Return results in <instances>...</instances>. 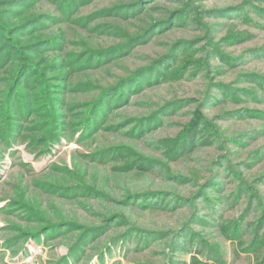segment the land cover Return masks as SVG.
I'll return each mask as SVG.
<instances>
[{"label":"rangeland","instance_id":"374dc122","mask_svg":"<svg viewBox=\"0 0 264 264\" xmlns=\"http://www.w3.org/2000/svg\"><path fill=\"white\" fill-rule=\"evenodd\" d=\"M140 1L21 0L18 3H22V7H15L9 0H0V17L5 18L8 27L36 21L40 16L49 17L46 32L35 34L32 29L33 37L15 38L22 46L62 38L54 50L47 54L39 52L40 55H32V58L36 65L49 67L65 63L68 70L47 71L44 77L45 81L49 80L47 89L41 82L42 89L38 91L47 94L33 93V78L28 79L29 88L22 86L21 93L16 94L12 91L15 68L0 66V264H191L190 249L201 250L206 257L198 255L199 258L210 264H262L264 244L257 245L256 251L251 248L259 242L255 243L256 225L264 212V91L245 81L243 75L258 73L264 77V56L249 57L251 50L264 47V14L261 17L251 10L245 19H227L210 16L207 12L249 3L264 12V2L145 0L143 9L138 11ZM128 6H136L133 7L135 13L129 11ZM182 10L189 13L182 24L176 21L175 26L165 25L167 28L158 34L165 33L145 44L133 45L127 57L108 64L100 57L101 60L96 61L100 64L98 69L80 71V55L88 52L103 55L119 48L126 38L140 35L155 23L168 24L178 19L180 14L175 13ZM220 52L231 59L246 61L242 65L227 62L218 57ZM172 54L175 58L166 68L172 71L169 79L139 92H128L126 99L125 92L136 88L128 87L122 90L123 102L112 94L107 102L121 107L102 118L94 129L95 137L76 143L81 129L74 126L90 111V107H84L100 99L102 88L113 86ZM162 75L160 69L154 78ZM218 85L248 89L256 95L240 98L239 93L228 92L225 97L226 91H220ZM210 96L220 100L208 106ZM169 103H180V107L175 114L162 119L165 123L149 133L148 138L134 141L124 134L130 128L125 129L124 122L153 116ZM243 109L247 110L241 115L249 114L244 115L245 119L232 117ZM68 113L74 119L65 123L63 117ZM198 121L209 124L214 131L213 145L199 147L178 160H170L165 151L155 147L161 140L176 138ZM151 138L158 142L146 144ZM118 147L132 152L133 156L125 162L134 160L135 155L146 156L163 164L165 173L171 171L190 177L191 181L187 185L173 183L161 177L164 176L161 171L155 172L159 175L153 171L124 173L120 170L124 162L114 159L116 155L111 158L112 154L109 159L86 157L102 151L113 153L112 149ZM113 168L119 171L114 172ZM226 168L230 171L227 176ZM215 177L223 183L219 191L206 188ZM236 177L241 181L234 182ZM79 184L87 188L85 193L61 190L81 186ZM238 186L246 188L239 201ZM247 188L253 189L256 199L253 206H249L251 193ZM151 190L193 200L192 205L162 212L142 210L132 204L126 207L122 201L126 192ZM98 192L107 198L92 196ZM202 192H205V201L198 198ZM209 201H214L218 208L212 210L207 205ZM82 203L91 204L95 212L83 208ZM248 208L251 213L247 214ZM118 212L140 228L148 232L158 230L163 235H129L106 253L109 240L126 229L113 225L107 235L100 239L92 235L85 248L73 253L80 233L56 229L61 221L100 225L103 217ZM244 213L247 215L240 233L242 235L246 227L250 232L230 241L227 235ZM195 215H198L197 220ZM189 223L193 224L189 228L195 232V240H179L181 248L187 252L177 251L174 235ZM42 227L52 228V231L36 240L29 237L18 241L17 237L31 232L32 228Z\"/></svg>","mask_w":264,"mask_h":264},{"label":"trees","instance_id":"16d2710c","mask_svg":"<svg viewBox=\"0 0 264 264\" xmlns=\"http://www.w3.org/2000/svg\"><path fill=\"white\" fill-rule=\"evenodd\" d=\"M20 1L21 0H17V1L9 0V4L15 7H22L21 6L22 3H18ZM143 1L145 0H141L140 4H138V8H137L138 11L140 8L143 9L142 8V6L144 5ZM261 1L264 2V0H261ZM23 2H25V0H23ZM133 7H136V6H128L127 9L131 11L133 10ZM251 10L253 13L259 14V16L261 17L264 14L263 10L257 8L256 6L250 3L245 6L228 8L222 11L215 10V11L207 12V13L210 16L219 15L221 18H227V19H233V18L245 19L246 18L245 16L248 17ZM133 13H135L134 10H133ZM175 14H178V15L180 14L178 19L173 20L168 24H166L163 21L155 23L154 25H151V27L148 28V30L146 31L144 30L143 33H141L140 35H135V36L126 38L124 45H122L121 47L110 50L107 53H104L103 55H101L100 53H94V52H88L84 54L83 56L80 55L79 56L80 71L82 70L89 71L90 69H93L94 67L98 69L100 67V64L99 63L97 64L96 61L99 62L101 60L100 57L105 58V60H107L106 62L104 61L106 64L114 61L115 59H121V58L127 57L130 54L129 51L131 47H133V45L139 46L141 44H145L146 42L156 37L157 35H161L162 33H165V32H161L160 34H158L161 30L167 28L165 27V25L170 24L172 26H175L176 24H182L184 18H187V15L189 13L186 10H182L180 12L178 11ZM4 21L6 22L5 18L0 17V66L4 64L5 68L11 67V68H15L16 70L15 73L12 74L14 75L12 79V81L14 80V82H12V86H14L12 91H15L16 94L21 93L20 87L24 86L26 88H29V85L31 86V84H29L28 79L33 78L34 80L31 86L33 93L47 94L43 90L42 92H38L42 89L41 82L45 84V90L47 89L46 84L49 80L48 81L44 80L45 79L44 77L48 73L47 71H49V69H52V70L60 69L64 71V70H67V66L65 63H62V64L55 63L53 66H50V67L49 65H43V64L36 65L35 63H33L34 58H32L33 57L32 55L36 56V55H40V53L47 54L48 51H52L55 49L56 45H58V43L62 41V38L60 37L50 38V39L39 41L36 44H32L29 46H22L21 42L16 40L15 37H20L21 39L31 38L33 37V34H31L33 30L35 34L46 32L47 29L49 28V22H50L49 17L40 16L38 19H36V21L33 20L32 22L31 21L25 22L18 26H12V27H8ZM175 22L176 24H173ZM255 25H259V23H256ZM177 50H179V48ZM251 53L252 54L249 57H252V56L257 57V58L263 57L264 47L259 50H255V51L251 50ZM26 55H28L31 58V60L27 58ZM218 57H221L223 60L227 62H232L233 64L238 63L242 65L246 61L243 58L231 59L225 54H222L221 52L218 53ZM173 58H175L174 54H172L171 56L162 58L159 61L152 64L148 68H143V69H139L135 71L131 76H127V78L120 80V82H118L117 84L102 88L101 94L99 96L100 99H98V101L95 102L94 104H91L90 106L86 105L84 107V108L90 107V111L86 115H84V117L74 126V129H81L78 133V136H77L78 138L75 139L76 143H81L87 139H91V137L92 138L95 137L93 135L95 133L94 129L96 130L98 128V126L100 125L98 123H100L103 120L102 118L108 117V114H111V112H113L114 110H118L121 107L117 105V103L112 104L110 102H107V98H109L113 94L115 95V97L119 96L123 102L124 99L121 96L122 90L124 91L128 87H136V88L129 89L125 92L126 99H128L127 98V94H129L128 92H131V91L139 92V91L144 90L147 87H151L152 85L161 83L162 81H166L167 79L170 78V73L172 72V71L170 72L167 71L166 68L174 60ZM160 69L163 70V75L161 77L154 78L155 72L159 71ZM52 72H54V70ZM257 74L258 73L256 74L246 73L243 75V79L245 81H249V83L253 84V87H255L260 92H262L264 91V77L260 76V74L258 75ZM66 83L68 82H64L65 85ZM218 87L220 91H226L224 92L225 97L228 96V92H232L233 94L237 92L240 94V96H238L240 98L242 96H247V95L248 97L256 95L253 92L249 93L250 91L248 89L233 88L229 86L222 88V86H219V85ZM126 99H125V103L127 102ZM219 100L220 98L217 96H210L206 102V105L210 106L211 104L217 103V101ZM222 101L223 99H221V102ZM114 106L116 107L112 108ZM179 107H180V103H169L167 105L162 106L158 112L154 113L153 116L145 117L142 119L131 120L130 122H124L125 129H128L130 127L129 130L126 131L127 133H124V134L126 136L128 135V137L134 141L148 138L150 135L149 133H151L153 130H156L157 128H159L161 125L165 123L163 122L162 119H165L169 115L171 116L175 114L177 110L179 109ZM246 110L247 109L240 110L239 112H237L238 113L237 116H235L234 114L236 113H234L232 114L233 115L232 117H236L235 119H245V116L249 114L245 113L244 114L245 116L241 114L245 112ZM228 116H230V114H228ZM250 117H253V115H250ZM72 119L74 118H73V115L70 113H68L66 116L63 117V121H65V123H67L66 121H71ZM44 128H47V127H44ZM214 136H215V133L214 131L211 130V127H209V124H204L203 122L198 121V122H195L193 126L188 128L184 132L183 131L180 132V134L176 138H173L172 140H168V141L161 140L160 142H158V140L152 141V138H151L150 140L146 141V144L148 142H151L152 144L158 142L155 145V147H157L159 151H165L166 156L170 160H178L182 157H186L190 155L195 149L199 147L213 145ZM116 149L117 150L112 149L114 154L111 153L110 151H107V152L102 151L99 153L91 154L90 156H86V157H92L93 159H97L100 157L109 159L108 156L112 154L111 158H113V155H116L114 159H118L121 162L122 161L124 162L123 167L120 169L124 173L129 172V173L142 174V173L152 172V171H153L152 173H155L156 171H161L164 175L161 177H163L166 180L172 181L173 183L187 185L191 181L190 177L186 178L184 176L175 175L171 171L165 173L163 169V167L165 166L163 164L156 162L153 159L146 157V156L135 155L133 157L134 160H132L131 162H125L124 160H127L128 157L131 158L133 156L132 152L130 150H127L126 152L121 147H118ZM220 164L221 163H219V165ZM114 169H115L114 172L119 171L117 168H113V170ZM226 171H225V176H227L228 173L230 172L227 168H226ZM155 174L159 175V173H155ZM237 181H241V179L238 180V178L236 177L234 182L237 183ZM209 183L210 184H208L206 188L207 189L215 188L216 191H219L223 184L222 181L218 180L216 177L214 178V180H211ZM79 185L81 186H71L67 188H61V190L65 191L66 193H70V192L74 194L75 193H85L87 188L82 186L84 184H79ZM243 185H246V184L243 183ZM245 190L246 188H244V186H240V187L238 186V188L236 187V191L238 194V201H239V198H241V196L245 194L244 192ZM247 190L249 191V193H251V199L249 202L250 203L249 206H253V202L256 201L255 195L253 194V189L250 190V188H247ZM168 193L169 194L163 193L161 191H153V190L146 191V192H126V195L123 197L122 201H125L124 204L126 205V207H130L129 205L132 204L134 207L138 206L139 209H142V210H156L157 209V211H162V212H174V211H177L178 208L184 205H189V206L192 205L193 200L179 198L176 196V194H173L171 192H168ZM208 193L210 192L208 191ZM204 194L205 192H202V196L199 195L198 198H203V200L205 201L206 199H204L205 198ZM92 196L95 198H104V197L107 198L102 193H99L98 195L93 193ZM154 199L158 201L151 202V200H154ZM221 201H222V198H220V202ZM140 203H144V204L141 205ZM81 205L86 210H89L90 212H95L91 204L82 203ZM207 205L212 210H216L218 208L217 204H215L214 201L207 202ZM248 213H251V211L249 212V208L247 210V214ZM247 214L244 213L240 217V219L234 225L233 231L227 235L230 241L236 240V238H238L239 235L241 237H244L246 233L249 234L250 230L247 227L245 228L244 233L242 235L240 233V227L244 223L243 221ZM197 216L198 215H195V220L198 219ZM113 225H116V227L118 228L124 227L126 229H123L122 231L118 232L116 235H114V237H112L109 240L106 253L110 252L112 245L121 243L129 235L139 234L143 237H149L148 235L151 233H153V236L155 237L158 235H163V234H159L163 232H160L158 230H151L153 232H148L147 230L140 228L136 224H133L131 221H129L128 217L126 215H123L120 212L115 213V214H110L108 216L103 217L102 224L100 225H96V224L95 225H81V224L76 225L70 221H61L58 228L56 229L57 231L65 230L66 231L65 233L68 232L67 229H69L70 231H78L80 233L78 240L74 243L75 244V247L73 248V253H74V251L78 252L82 250L83 248H85L87 245V242L89 241L92 235L94 234L98 235L99 239L107 235L110 232V229ZM191 225L193 224L189 223L188 225L183 226L182 229L174 235L175 237L174 238V241H175L174 248L176 247L175 249L177 251H181V252L183 251L185 253L187 252L183 248H181L182 244L181 242L179 243V240L189 239L190 242H193L195 240L196 234H194L195 232L191 231V228H189ZM253 228L255 231L254 225H253ZM50 231H52V228H49V227H42L39 230H35L32 228L31 232L24 233V235L17 237V239L19 242L29 237L36 240L40 238L41 236H44L45 233H48ZM256 231L257 232L255 234V238H256L255 243L258 241L259 242L255 246L254 245L252 246L251 250L253 251H256V247L260 243L264 244V234H263L264 212H262V214L260 215L259 222L256 225ZM188 253H189L188 255L191 256V260H192L191 264H210L208 262H204L205 260L199 258L198 255H202L203 257H206L204 253L201 252V250L194 252L192 249H190ZM208 255L211 256L209 253ZM100 257L102 260L104 258V254L102 253ZM262 264H264V260L262 261Z\"/></svg>","mask_w":264,"mask_h":264}]
</instances>
